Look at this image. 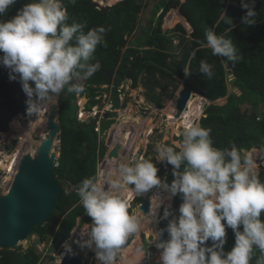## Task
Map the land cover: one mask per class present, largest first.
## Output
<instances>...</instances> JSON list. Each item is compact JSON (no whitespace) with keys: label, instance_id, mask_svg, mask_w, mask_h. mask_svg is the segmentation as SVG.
Listing matches in <instances>:
<instances>
[{"label":"clouds","instance_id":"9594fccd","mask_svg":"<svg viewBox=\"0 0 264 264\" xmlns=\"http://www.w3.org/2000/svg\"><path fill=\"white\" fill-rule=\"evenodd\" d=\"M16 2L17 0H0V16L5 15ZM71 2L75 4L76 0ZM242 7L247 9L242 22L249 26L255 25L257 16L254 10L255 0H252L251 4L242 0ZM222 12L225 22L232 24V19L228 18L224 11ZM67 20L68 14L62 0H35L19 10L10 21H0V52L3 53V56H0V64L10 70V80L19 79L27 96L25 103L28 105L27 112L15 117L10 123V130L6 133L12 130L14 121L16 123L20 121L18 118L21 120L32 118L33 121V117L36 116L39 119L47 109L49 101L65 90L66 86L69 93L83 92L82 84L71 82L86 80L100 69L99 62L92 64L89 61L98 46H107L104 38L105 29L92 28L85 33L83 29L87 26L86 23L73 22L69 25ZM205 35L206 46L212 50L214 56L226 58L233 63L242 59L237 55V49L231 39L217 35L213 30H208ZM195 55L196 52L193 51L192 56ZM199 71L208 79L214 75L212 65L206 60L200 61ZM184 72L186 76L191 74L186 68ZM30 82L35 84L34 88ZM113 85H105L104 89L113 88ZM105 90L103 94H108ZM109 93L113 99V93ZM120 93L118 89V96ZM59 97L60 95L57 101ZM99 104L90 110L85 106L82 110H77V118L80 122L97 119L96 131L100 142L104 138L101 133V121L111 113H107L106 108L104 111L103 108L97 112L93 110L95 107L98 108ZM53 105L47 111V118ZM79 114L82 117H79ZM88 118L90 119L87 120ZM59 125L60 131L53 147L58 141L61 149L60 121ZM46 130L45 138L40 142L48 139L50 131L47 125ZM210 133L211 129L191 123L182 133L179 150L166 145L156 147L159 162L166 161L174 167L175 179L170 186L164 185V187L173 196L183 194V203L179 208L180 215L171 219L166 228L170 239L161 241L165 230L155 233V241H160L156 243V247L162 250L161 264H251L254 248L261 253L256 264H264V183L261 182L259 173L254 171L255 165L264 161V153L258 149L254 150L257 159H249L244 155L250 151L244 150L242 156L236 147L230 150L218 149L213 146ZM1 134L3 133H0V136ZM112 141V135H109L106 140L108 151L101 161L98 158L96 178H85L78 188L71 185L74 193L79 196L87 216L92 219L91 229L87 234L89 238L78 240L76 243L80 246L78 248L83 260L85 253L81 249L88 248L89 254L91 249L94 251L96 257L94 256L93 259L96 264H116L128 237L138 233L142 228L141 221L134 214H129V203L125 196L129 191L128 186L134 185L131 191L139 196L162 185L156 163L151 159L143 158L134 166L120 163L109 179L113 165L106 184L102 183L103 178L101 180L100 174L105 166L103 160H108L109 153L116 145L111 146L114 144ZM17 142L14 140L11 147L14 148ZM36 150L33 154L27 152L35 157ZM8 151L10 148L0 154V161L9 157L13 162L12 167L0 166V185L5 189L0 195H5L9 191L15 176L11 174L18 160L17 150L12 151V157L8 155ZM59 157L60 150L54 168L58 166ZM109 159L112 161L111 158ZM9 160L6 159L5 162L8 163ZM182 166L183 171H179ZM4 186L8 187L4 188ZM153 199L158 201L157 209H159L162 201L155 196ZM170 216L172 212L165 208L163 219H168ZM241 226L243 231L240 230ZM227 228L233 230L236 239L234 248L226 253L224 245ZM72 232L75 230L73 229ZM141 239V250L144 251L143 238ZM209 240L213 242L212 247L205 246ZM53 241L52 236L51 243ZM150 243L153 244L154 241ZM62 247L66 254L75 255L67 242Z\"/></svg>","mask_w":264,"mask_h":264},{"label":"trees","instance_id":"16d2710c","mask_svg":"<svg viewBox=\"0 0 264 264\" xmlns=\"http://www.w3.org/2000/svg\"><path fill=\"white\" fill-rule=\"evenodd\" d=\"M32 2L35 0H17L2 16V21H10L19 10ZM244 2L251 4L252 0H244ZM62 3L67 10L69 25L73 22L86 23L87 26L83 29L85 33L92 28L103 27L107 46H98L89 61L92 64L99 62L100 69L86 80L71 82L82 84L84 91L79 94L69 93L66 86L60 94L61 149L54 174L62 186V194L51 223L34 229L39 242L48 241L53 236L54 240L60 239L64 243L70 239L78 218L83 217V223L92 222L71 185L78 188L85 178H96L98 158L101 161L108 151L105 134L108 130L110 131L115 122L113 118L115 114H109L102 119L101 133L104 138L99 142V134L96 131L97 119L80 122L77 118V95L88 98L89 110L99 104L100 100L97 97L100 90H105L102 86L107 85L108 81L104 71H116L113 88H107L105 91L113 93L112 101L117 109L120 108L118 89L126 80H131L132 86L137 87L140 78L146 75L147 83H151L153 88H164L159 95L147 93L148 99L160 108L165 107L164 99L171 100L174 97L181 85L180 80H184V87L211 102L206 107L200 126L211 129L210 137L214 147L221 150L236 147L242 156L244 150L255 153L254 150L258 149L264 153V115L259 117V112L255 110L258 105H264V0H255L254 10L257 16L256 23L252 26L242 22V18L247 14V9L242 7V0H185L184 2L160 0L155 5L156 10L153 13L156 17L159 12H162L157 21L158 26L154 28L150 23L148 29H142L144 35L135 40L132 38L138 32L140 16L147 6V0H105L104 4L110 5L105 9L94 0H76L75 4L71 0H62ZM172 7L178 9L182 18L191 25L193 32L189 39L185 38L188 34L182 24H178L174 30H163V18ZM222 11L232 19V24L225 22ZM208 30L231 39L237 49V55L242 59L233 63L226 58L214 56L212 50L206 46L205 33ZM177 33L181 41L176 45L174 36ZM193 51L196 52L195 57L192 56ZM201 60H206L212 65L214 75L211 79L200 73ZM185 68L191 72L189 76L185 75ZM230 76L234 78L231 81L233 87L241 91L240 95L233 90L229 91L227 85ZM162 80H169L171 83L163 86ZM172 84L174 90L170 92ZM221 98H225L222 105L214 104ZM197 102L198 98L195 99L193 96L188 109H193V104ZM248 102L254 107L251 114L244 110V105ZM53 103L54 98L49 101L47 109L40 116L42 119L47 118V111ZM188 109L182 118L190 115ZM12 148L10 147V150ZM176 148L179 150V147ZM152 162L157 163V160L153 159ZM173 171L174 167L164 161L158 167V177L170 186L175 179ZM179 171H183V166ZM254 171L259 173V178L264 183V161L255 165ZM166 194L158 195L162 203L164 200L171 199L170 193ZM125 196L130 203L131 196L128 194ZM142 201L143 198L136 197L134 203L137 205ZM182 203L183 194L175 195L171 207L177 212L174 218L179 217V208ZM157 205L158 201L151 217L142 224L147 227V235L154 237L156 231L153 223L155 224L159 213ZM171 219L173 218L163 219L162 217L160 229L167 228ZM240 230L243 231V226ZM226 232L224 251L227 253L234 248L236 238L231 228H227ZM142 238V247L146 250L148 249L147 240L144 235ZM205 246L212 247L213 242L209 240ZM260 256L259 250L254 248L251 264H256ZM41 258V253L34 247L24 250L22 246H19L13 251H0V264H45L41 263ZM49 259L53 260L54 257L51 256Z\"/></svg>","mask_w":264,"mask_h":264},{"label":"rangeland","instance_id":"374dc122","mask_svg":"<svg viewBox=\"0 0 264 264\" xmlns=\"http://www.w3.org/2000/svg\"><path fill=\"white\" fill-rule=\"evenodd\" d=\"M94 1L97 2V4L99 5H104L105 0H94ZM159 1L160 0H147V6L140 16L139 26L137 30L138 32L136 36L132 38V40H135V38H140L142 35H144L142 31L144 29H148L150 27V23L153 24L154 28L158 26L157 21L162 12H159V14L156 17H154L153 13L156 10L155 5ZM182 1L184 2L185 0H182ZM2 20H3V17L0 16V21ZM178 24H182L185 26L187 30V34H188L185 36V38L189 39V36L192 33V28L188 26L186 24V20L180 16L178 9H175L174 7H172L165 14L163 18L162 28L164 31L174 30ZM174 40H175L174 43L176 45L180 43L181 37L180 35H178V33L176 36H174ZM146 78H147L146 75L142 76L139 80V84L137 87L132 86L131 80H126L123 83V85H121V88H119L121 93H120V96H118L120 108L118 109L113 107V101H112L110 93L103 94L104 90H100V92L98 91L99 96L97 97V99L100 100V104L98 105V108L95 107L93 110H96L97 112L100 110V108H103L102 110L104 111V108H106L107 113L109 112L111 114H115V116H113V118L115 119V123L112 125L110 131L108 130L107 137L105 138V143L109 135H112V139H113L112 143H114L111 146H114L116 144V141L118 142V141L126 140V142H128L127 145L126 144L123 145V149H124V157L122 160L123 163L129 164L130 166H134V164L140 161L141 158L151 159V161H153V159H156L157 160L156 167L158 168L162 162H159L158 153L156 151L157 145L178 147L180 138L182 137V133L185 127L191 123L200 125V121L202 117L204 116L206 107L210 105L211 102L207 100L206 98L197 95L198 97L196 98H198V102L193 104V109H188L187 107L188 111L190 112V115L185 118H182L183 117L182 115L180 119H177L174 116L175 102L177 101L179 92L184 87V84H183L184 80H180L181 85L179 87V90L175 92L174 97L171 100L164 99L165 107L160 108V107H157V105H155L153 102H151V100L148 99L147 93L150 92V93H155L159 95L160 93H162L164 88L162 87L153 88V85H151V83L150 84L147 83ZM233 80L234 78L230 76L227 87L229 91L233 90L235 93L240 95L241 91H239L238 89H235L231 83V81ZM161 83L164 86V85H170L171 82L169 80H162ZM31 86L34 87V84L31 83ZM170 87L171 88L169 91L173 92L174 90L173 84ZM104 88H105V85L102 86V89ZM58 96H54L53 98L57 99ZM220 101L216 100L214 104L222 105L225 101V98H223L221 102ZM57 103L59 104V101H57ZM88 105H89V100L85 96L77 95L78 110H82L84 106L86 108L88 107ZM253 108L254 107L250 102L244 105V110L249 114H251L252 111H254ZM261 109H264V105H258L255 109L257 112H259L258 113L259 117H262L264 115V111L260 112ZM79 117H82V115L79 114ZM41 119L42 117H40L39 119L35 117L34 118L35 121L34 120L32 121V118H30L29 120L27 118L26 119L24 118L22 120L18 118V120L20 121L17 123L15 121V124L9 133L1 134L0 154L2 155L4 150L6 151L7 149L9 150L14 140L15 141L17 140L18 142L17 144H15L14 148H12L10 151L7 152L8 155H10V157H12L11 154L15 152V150H17L18 152L25 150L26 144L28 145L27 147H29L31 144V149L29 147L27 151L32 152L30 150H36L39 142L43 139L42 136L45 135L46 133V126L38 125V120L40 121ZM89 119L90 118H88L87 120ZM119 135H123V136L118 138ZM59 150H60V144L58 141H56L53 147V152L57 154V157L59 156ZM244 156L248 157L249 159H252L251 152H249L247 155H244ZM253 158H256L255 155ZM6 159L9 160V157H7ZM6 159L2 158V160L0 161L2 163L0 164L2 168H5L6 166H8V163L5 162ZM107 161L109 162L108 164H107ZM103 162L105 166L100 176H101V180L103 178L102 183L106 184L107 177L113 165V162L109 158L108 160H103ZM164 185L169 186L168 184H166V182L162 181L161 186L154 188L148 193H145L139 196L136 195L133 191H131V189H134L135 186L129 185L128 188L130 191L125 193L131 196V201L129 203V209H128L130 210L129 214L130 215L134 214L141 221V224H143V222L146 219H149L153 213V210L155 208V204L157 201L153 199V197L154 196L158 197V195L161 193L162 194H166L168 192L170 193L169 196H171V199L163 201L162 206L159 208L158 219L156 220L155 224L153 223V226H155L158 232L161 230L160 222L164 215L163 208L166 207V208L171 209L173 205V200H174V196L171 194V192L166 187H164ZM7 187L8 186H4V188H7ZM4 192H5V189H3V187L0 185V194H3ZM136 196L142 197V198L150 197L152 199V209H151L150 214L145 215L141 213V211H139L140 204H137V205H135V203L133 204ZM130 204H132L131 206L132 208L130 207ZM170 211L172 212V216H170V218H174L177 212L173 209H171ZM82 218L83 217H80L77 219V224L74 228L75 232H72L70 239L68 241H65L70 245L74 243L79 248L80 246L76 243V241L87 240L89 238L87 234L90 232L91 223H92V222L83 223ZM51 221L49 223H51ZM77 228L79 229L77 230ZM146 230H147V227L142 226L141 230L137 233L138 237L141 236L142 238V236L144 235L145 239L148 241L147 244H150V242L152 241L155 242V237L153 235L152 236L149 234L147 235ZM65 242L62 243L60 239H55L51 243V238L48 241L39 242L38 236L34 234L31 237H28L25 241L21 242L20 246H22L24 250H26L29 247H34L35 249H37L38 252L41 253L43 263L45 264H58L60 261V257H62L65 254L64 248L62 247L65 244ZM137 243L138 242L136 241V247H137ZM86 249L88 248H84L81 250H83V252L85 253L87 251ZM90 252L91 254H89V252L87 254L85 253V258L87 257L89 260L95 256L94 251H90ZM62 253L63 255L61 256ZM122 254L126 255L127 259L131 258L134 264H136L134 258L130 256V251L128 253L125 251L120 252L117 257L118 258L117 261L121 259ZM51 256L54 257L53 260L49 259V257ZM126 257L123 256L125 260H126ZM141 259L142 257H139L138 262L141 261ZM158 259L159 260L157 261H160V257H158ZM94 264H96V262H94Z\"/></svg>","mask_w":264,"mask_h":264},{"label":"water","instance_id":"95a60500","mask_svg":"<svg viewBox=\"0 0 264 264\" xmlns=\"http://www.w3.org/2000/svg\"><path fill=\"white\" fill-rule=\"evenodd\" d=\"M100 6L105 9L110 5L104 4ZM104 73L108 77L107 86H111L114 82L116 71H104ZM0 88L7 93V110L0 105V133H6L10 130L12 120L27 112L28 105L25 103L27 96L19 79L10 80V75L5 71L3 64H0ZM192 97L193 92L187 87H183L179 92L174 109V116L177 119L184 114ZM46 125L50 131L48 139L39 143L35 157L29 152L23 154L19 160L9 191L5 195H0L1 250H15L20 246L21 242L34 235L35 227H44L49 223L58 209L62 188L57 182L53 171L57 154L52 152L54 140L60 131L58 103L52 106ZM127 143L126 140L118 141L109 153V158L112 159L114 164L109 179L118 165L123 163V145H127ZM151 209L152 199L145 197L139 206V211L147 215L151 213ZM161 230H165L161 241L169 240L170 237L166 228ZM137 236V233L129 236L125 245L122 246V250L127 249ZM71 247L75 255L65 253L58 264L83 263V255L78 246L71 244Z\"/></svg>","mask_w":264,"mask_h":264},{"label":"bare ground","instance_id":"6f19581e","mask_svg":"<svg viewBox=\"0 0 264 264\" xmlns=\"http://www.w3.org/2000/svg\"><path fill=\"white\" fill-rule=\"evenodd\" d=\"M54 101L56 102V104H57V99H55L54 98ZM54 104V103H53ZM36 117V116H35ZM35 117H33V120H34V118ZM35 121V120H34ZM45 121V122H44ZM14 123H15V121H14ZM45 123V124H44ZM46 123H47V118L46 119H41L40 121L38 120V125H43V126H46ZM42 126V127H43ZM46 133H47V130H46ZM45 133V134H46ZM42 138L44 139L45 137H44V135L42 136ZM123 140V139H122ZM124 141V140H123ZM30 142V141H29ZM37 143V142H36ZM38 144V143H37ZM28 145L26 144V148H25V150H23V151H19L18 152V160H17V162H16V165L14 166V169H13V173L11 174V175H14L15 174V171H16V167H17V165H18V161L20 160V158L23 156V154L24 153H26L27 152V150H28V148L30 147V149H31V144H30V146L29 147H27ZM34 146V145H33ZM30 151H32V154L34 153V151L35 150H30ZM253 156H254V153H252V158H253ZM4 164V163H3ZM12 164H13V162L11 161V160H9L8 161V166L10 165L11 167H12ZM114 165V164H113ZM112 165V166H113ZM1 166V165H0ZM12 182V181H11ZM167 184V183H166ZM130 191V190H129ZM128 191V192H129ZM135 247V248H134ZM129 249H131V250H129ZM128 250L130 251V256L132 257V258H134V260H135V262L137 263L138 262V258L139 257H142V254H140V252H138L137 251V247H136V239L134 240V242L130 245V247L128 248ZM88 251V250H87ZM86 251V252H87ZM91 251H93L92 249H91ZM85 252V253H86ZM96 257V256H95ZM126 262H128L129 264H134V262H133V260L131 259V258H129V259H126Z\"/></svg>","mask_w":264,"mask_h":264},{"label":"built area","instance_id":"2783aa9c","mask_svg":"<svg viewBox=\"0 0 264 264\" xmlns=\"http://www.w3.org/2000/svg\"><path fill=\"white\" fill-rule=\"evenodd\" d=\"M156 243H158V241H155L148 247V249L143 251L142 259L137 264H157L156 258L160 257L162 250L157 249ZM82 264H94V259L91 258L89 260L88 258H85Z\"/></svg>","mask_w":264,"mask_h":264},{"label":"crops","instance_id":"0c3cea01","mask_svg":"<svg viewBox=\"0 0 264 264\" xmlns=\"http://www.w3.org/2000/svg\"><path fill=\"white\" fill-rule=\"evenodd\" d=\"M186 22H187V21H186ZM187 23H188V22H187ZM188 25H190V24L188 23ZM192 32H193V29H192ZM195 95H196V96H195ZM193 96H195V98L198 97L197 94H195L194 92H193ZM199 96H200V95H199ZM202 97H203V96H202ZM192 98H193V97H192ZM222 99H223V98L218 99L217 101H220V100L222 101ZM207 100H208V99H207ZM221 101H220V102H221ZM158 214H159V213H158ZM151 229H152V228H151ZM155 231L158 232V230H157L156 228H155ZM139 238H140V240H139ZM136 241L138 242V243H137V251L140 252V254H142L143 251L141 250V244H142V239H141V237H140V236H139V237L137 236ZM139 241H140V243H139ZM151 244H152V243L148 244V247H149ZM129 247H130V246H129ZM129 247H128V248H129ZM128 248H127V249H128ZM127 249H125V250H121V252H124V251H125V252L128 253L129 250H131V249H129V250H127ZM86 250H88V249H86ZM126 250H127V251H126ZM86 254H87V252H86ZM127 255H128V254H127ZM123 256H124V255L122 254V255H121V259H120L119 261H117V260H118V258H117V260H116V264H129L128 262H126V260L123 258ZM157 260H159L158 257L156 258V262H157V264H161V261H157ZM136 264H137V263H136Z\"/></svg>","mask_w":264,"mask_h":264},{"label":"flooded vegetation","instance_id":"af4514ba","mask_svg":"<svg viewBox=\"0 0 264 264\" xmlns=\"http://www.w3.org/2000/svg\"><path fill=\"white\" fill-rule=\"evenodd\" d=\"M0 55L3 56V53L0 52ZM5 67V66H4ZM5 71L10 75V70L8 68L5 67ZM13 81V80H12ZM32 83V82H31ZM34 88V87H33ZM6 97H7V93L5 92L4 89L0 88V105L5 108V110H7L6 107ZM27 101V98L25 100V102Z\"/></svg>","mask_w":264,"mask_h":264}]
</instances>
